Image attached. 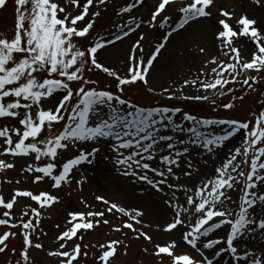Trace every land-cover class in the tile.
<instances>
[{
    "label": "rangeland",
    "instance_id": "1",
    "mask_svg": "<svg viewBox=\"0 0 264 264\" xmlns=\"http://www.w3.org/2000/svg\"><path fill=\"white\" fill-rule=\"evenodd\" d=\"M247 3L264 21V0H0V264H204L216 250L223 264H264V35ZM202 17L226 51L193 30ZM128 22L137 32L121 38L114 26ZM168 23L183 46L142 45ZM113 39L129 47L116 69L93 62ZM164 41L146 83L125 80L137 50ZM84 95L95 102L80 115ZM229 131L241 137L234 165L222 157ZM100 158L92 190L86 166Z\"/></svg>",
    "mask_w": 264,
    "mask_h": 264
},
{
    "label": "bare ground",
    "instance_id": "2",
    "mask_svg": "<svg viewBox=\"0 0 264 264\" xmlns=\"http://www.w3.org/2000/svg\"><path fill=\"white\" fill-rule=\"evenodd\" d=\"M245 7L247 9L251 10L252 12L256 13V15L258 17V24L255 22L254 29L256 30L257 29L256 27L259 25V27H261L260 28L261 31H258L257 33H263V35H264V23H263L264 21L262 20L261 16L259 17V15H258L260 13V7L258 8V6H256V5L255 6L251 5V3L250 4L247 3L245 5ZM192 24H194L193 25V27H194L193 30H195V31L199 30L198 34H200V33L202 34L201 36L204 37L205 41H207L209 47L212 45L214 49L218 47L219 51L221 50L219 45H221L222 40L220 38H218L216 41L214 40L212 31L217 29V28L215 27V25H214V23L212 21H207L204 17H202V18H199L197 20H194V21L190 22V25H192ZM131 27H134V24H132ZM166 29L167 28L163 27V26H156V27L154 26V28H149V29L147 28L145 30L146 31L145 32V36H143L144 40H142V42H141L142 45L145 46V47L147 46V49H149L151 47V43L155 42L157 37L166 36V33H165ZM183 29H184V27H183ZM113 30H117V28H114ZM181 32H182V30L177 31V32L171 34L170 36L175 41H179V43H181L180 46H183L184 45V40H183L184 38L180 35ZM133 33L134 32H132L127 37L131 36ZM237 35L235 37L236 38L235 40L243 48V50L247 54H250V56H251L252 53L254 52V49L251 46V43H250L249 39H245V38H243V36H241V35L237 36ZM171 37H169V38H171ZM101 40L105 41L106 39L102 38ZM100 47H101L100 51L98 50L96 52V55L98 56V54L99 55L101 54L100 57H102V60L107 61L109 63H113L112 64L113 66L111 65L112 69L115 68L117 57L124 55L125 52H128V49H129L128 44H127V39H122V40H120V41H118L116 43H113L111 45H107L105 43V44H103ZM152 48L144 53L146 56H143V53L138 51L137 58L134 59V60H136V62H137L138 60L141 59L142 56H143L142 59L143 58L144 59L143 60L141 59L142 61L140 60L141 62L139 61L140 63H138L134 67V69H138L141 66V63H143V62L145 63L146 62V60L148 59V55H149L150 51L152 50ZM213 48H212V50H214ZM212 50H211V53L212 54H216V51L214 52ZM184 57H185L186 60L187 59H192L193 58V54H188V52H185L184 53ZM134 60L130 61L129 65L127 67H129L131 64H133ZM155 61H154V64H155ZM173 61H174L173 57H171V56L169 57V54H166L165 56H163L162 60L159 62L158 69L156 70V73L153 74L152 77H150V80H151V82L153 84L158 85V86L161 84V81H160L161 77L163 76L164 72H167L170 69L169 68V64H172ZM154 64H153V66H154ZM151 70H150V72H151ZM150 72L148 71L147 77H149L151 75ZM240 138L241 137L239 135V131H233V132L229 131L228 137L225 140H228L227 143H229L231 145V150L227 151L225 149L223 151L224 153H222V157L225 156V160H226V162H228L227 164L234 165L236 163L235 147H236V144L239 143L238 140ZM75 142H78V140H75ZM77 144H78V148L81 149L82 143L78 142ZM101 161H102V158H100L99 160L96 159L93 162L90 161L89 164L86 166V167H88V170L91 171V173H92L91 176L95 175L94 177H92L93 179L92 178L88 179L89 180V184L92 186V188H91L92 190L101 188L99 180H101V177L105 175L106 170H107V166L105 164L103 165V163ZM223 206H224V209L228 213L230 203H225V204H223ZM238 216H239V213H236L234 215V219L235 220L238 219L239 218ZM263 235H264V231L261 230V232H257L255 234V237L257 239H259ZM209 242L211 243L212 241H209ZM181 252H182V255L183 254H187V255H191L190 257L193 256L190 251H181ZM224 252L225 251H223L221 253L219 250L214 251L212 253V255L210 257H208V259L205 262H203V263L204 264H223L219 260L221 259L220 258L221 254H223ZM194 254H196V253H194ZM193 260H195V259H193Z\"/></svg>",
    "mask_w": 264,
    "mask_h": 264
}]
</instances>
